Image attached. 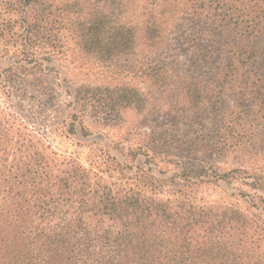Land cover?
<instances>
[{
  "label": "trees",
  "instance_id": "16d2710c",
  "mask_svg": "<svg viewBox=\"0 0 264 264\" xmlns=\"http://www.w3.org/2000/svg\"><path fill=\"white\" fill-rule=\"evenodd\" d=\"M137 1L143 20L130 0H0V63H9L0 69V84L38 99L49 94L50 73L62 64L65 32L91 62L117 65L160 45L169 14L187 6L190 42L203 48V61L211 53L222 59L212 63L217 86L237 84L241 90L239 121L216 124L223 143L196 139L163 152V141L158 151H146L145 157L175 165L183 181L175 199H161L146 192L153 175L112 160L127 180L113 182L78 156L55 151L0 106V264H264V0ZM143 66L154 76L172 68L156 61ZM99 90L81 85L67 91L73 100L64 133L77 135L86 117L117 126L126 109H148V97L133 89ZM203 93L187 84L177 109L200 115L206 110ZM96 136L95 143L101 138ZM228 149L239 168L221 173L207 162L203 168L211 176L191 163ZM202 174L211 181L192 184ZM219 181L240 185L237 197L247 210L200 206L184 193Z\"/></svg>",
  "mask_w": 264,
  "mask_h": 264
},
{
  "label": "rangeland",
  "instance_id": "374dc122",
  "mask_svg": "<svg viewBox=\"0 0 264 264\" xmlns=\"http://www.w3.org/2000/svg\"><path fill=\"white\" fill-rule=\"evenodd\" d=\"M130 1L135 9L134 15L143 20L138 1ZM169 16L171 18L164 26L165 36L160 45L136 56L121 59L116 62L117 65L112 66H106L96 60L91 62L89 57L81 54L76 38L65 32L66 52L62 64L55 65L56 70L50 73L47 85L49 94L40 95L37 99L30 94L26 95L20 88L4 89L0 84L2 110L24 123L55 151L66 157L78 156L80 162L87 168L97 173L102 171L104 176H112L110 179L113 182H127L126 179H122L123 176L117 172L118 170H115L112 164V160H115L120 168L138 167L155 177L151 186L147 187L148 195L155 194L161 199H175L176 192L182 189L179 183H183L176 177L175 165L166 164L154 155V159L150 156L145 157L146 151H158L163 141H165L163 152L167 149L170 151L179 149L183 141L196 139L219 140V143H223L222 133H216V130L218 131L216 124L222 120L239 121V111L244 106L240 103L243 98L237 84L234 83L232 87L217 86L220 82L219 76L217 77L216 71H211L212 63L218 65L222 59L218 61L217 55L211 53L208 61H203L202 54H205L203 48L197 47L199 50H196V44L190 42L192 15L188 7L183 6L179 13L172 11ZM153 61L158 65H170L172 68L166 75L154 76V73L145 72L143 66L152 64ZM102 66L105 68H101ZM7 67L8 61L0 63V69ZM187 84H190V87L196 85L197 89L202 88L204 91L203 105L206 110L200 115L187 117L177 109L179 95ZM81 85L89 87L92 91L108 86L133 89L142 97H148L149 106L143 111L126 109L118 117L122 122L117 126L96 125L93 124L92 118L86 117L83 123L77 124L78 134L72 136L63 130L64 122L66 120L69 122L72 114L68 105L73 98L67 93L72 94V91ZM115 116L113 114L112 118ZM208 121L213 123L214 127L208 124ZM85 133H88L89 137L83 138L82 135ZM96 135L101 137L97 143L94 141ZM170 145L173 148H167ZM182 148L186 149L184 145ZM200 158L203 163L201 160L191 163L195 166L197 164V168L204 169V172H209L208 175L211 176L212 170L203 168L207 162L211 167H214L212 165L220 167L221 173L239 168L232 149H228V153L215 150L208 158L204 159V156ZM109 170L112 174L108 172ZM199 181L211 180L203 178L202 174L198 181L193 179L192 184ZM239 188L240 185L235 182L228 187L219 181L184 193L189 200L200 206L226 204L237 205L242 210H247V205L237 197Z\"/></svg>",
  "mask_w": 264,
  "mask_h": 264
}]
</instances>
